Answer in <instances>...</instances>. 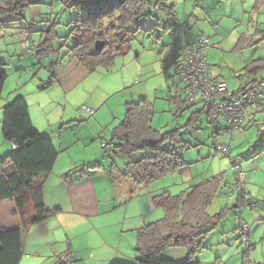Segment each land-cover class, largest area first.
Wrapping results in <instances>:
<instances>
[{
	"label": "rangeland",
	"instance_id": "1",
	"mask_svg": "<svg viewBox=\"0 0 264 264\" xmlns=\"http://www.w3.org/2000/svg\"><path fill=\"white\" fill-rule=\"evenodd\" d=\"M162 2L166 7H173L175 20L172 23L166 13L158 10L152 12L150 17L141 19L139 31L132 38L124 56L115 58L109 69L100 67L88 73L85 81L79 83L70 94L64 95L59 85L38 90L51 75L50 64L58 65V68L75 66V59L70 54L65 56L66 48L62 46L67 41L70 44L72 22L82 19L84 10L70 9L72 2L65 6L60 0H38L35 7L22 14L23 21L9 16L0 33V68L7 75L0 95V157L4 158L11 152V145L1 135V108L17 97H24L31 104L36 129L40 133H53L56 136L58 127L53 125L61 114L68 116L74 113L79 117L85 115L81 112L84 107L94 110L100 129L106 131L105 140L108 144L114 128L124 119L125 103H137L143 98L151 108L152 129L160 134L177 131L178 139L185 143L180 157L186 165L152 183L150 187L164 186L174 196L218 175L225 185H222V192L207 207L206 213L214 216L227 208L226 214L202 241V247L195 253L194 260L199 264H264V88L262 108L255 109L253 119L246 123V130L233 141L222 135L212 137L225 126L215 116L203 114L192 127H186L191 113L204 109L198 96L195 105L182 110L172 101L178 96L183 101L187 99L184 86L175 74L178 58L172 56V52L177 49L178 54L181 53L187 41H196L201 35L212 42L218 41L216 37L222 40L217 43L219 50H211L212 53L208 55L207 64L210 65L211 75L213 71L221 75L230 91H235L240 82L253 79L252 74L246 71L264 62V0ZM52 24H55L53 28L58 36L53 42L56 54L40 56L21 48L22 43L28 45L31 42H22L20 28L26 29L32 44L37 45L40 32ZM242 35L259 43L254 46L238 45L232 53L236 39ZM173 57L175 59L172 61ZM247 67L250 68L245 71ZM257 73V78H261L260 70ZM42 113L47 118L42 117ZM73 118L74 115L71 116ZM37 121L42 124L37 126ZM221 144H229L228 153L215 151L216 146ZM110 147L107 150L100 148L99 155H103L109 166L114 163L119 171L123 170L122 164L138 161L143 155L136 153L128 159L115 155ZM164 147L168 146L165 144ZM95 150L93 148L92 153ZM74 155L76 159L79 157V154ZM234 166H238L243 173L240 182L235 181ZM124 185L123 182V188ZM236 186L239 189L235 190ZM132 188L138 195L139 187ZM230 188L236 191L233 196L227 192ZM240 189L244 193L245 203L235 208V197ZM245 199L251 200L255 206L250 207L251 202ZM14 213L16 206L13 201L0 202V227H9ZM155 216L158 218L147 223L161 219L163 214L158 210L151 217ZM241 225L252 247L248 248L246 243H242L244 233L240 229ZM185 255L186 251L180 248L167 249L162 253L164 258L176 262L183 260ZM87 259L96 260L90 254H87ZM82 260L84 262L79 260L74 264H87L85 259ZM135 263L136 258L126 264Z\"/></svg>",
	"mask_w": 264,
	"mask_h": 264
},
{
	"label": "trees",
	"instance_id": "2",
	"mask_svg": "<svg viewBox=\"0 0 264 264\" xmlns=\"http://www.w3.org/2000/svg\"><path fill=\"white\" fill-rule=\"evenodd\" d=\"M162 1L165 0H64L65 6L72 2L70 9L76 11L82 9L85 14L82 19L72 22L70 44H67V41L62 46V48H66L65 56L70 54L89 73L95 72L100 67L109 69L115 58L122 57L128 52L132 38L139 31L141 19L150 17L152 12L158 10L168 15L169 22L174 21L169 17L171 13H174L173 7L164 6ZM37 3L38 0H0V23L3 24L5 18L9 16L17 17L19 21L24 20L22 14L36 6ZM54 26L55 24H52L40 32L37 45L32 44L30 35L25 33L26 29L20 33L25 36L24 41L30 40L35 54L54 55L56 52L53 42L58 37ZM249 40L246 35H242L238 39L237 46H254L259 43L257 41L255 43L250 38ZM96 42L103 44L100 52L95 51ZM177 54L176 49L172 56L178 57ZM174 57L172 61L175 59ZM55 66L53 63L50 64L51 75L47 82L39 87L40 91L48 89L56 82ZM248 68L250 67H247L245 71ZM263 69L264 62L260 66L246 71L256 78L257 72L260 70L261 78L235 91H230L226 86L227 91L232 95H240L250 87H256L259 83L264 82ZM6 79V73L0 68V95ZM184 91L187 93L186 101H183L179 96L175 100L172 98V101L179 106V110L187 109L188 106L192 107L196 103V99L189 101L185 86ZM262 95L255 104L245 109L241 133L247 128L245 119L247 110L251 107L260 108ZM198 101L202 103L201 100L198 99ZM28 110V104L22 97L13 99L1 108V135L5 142L9 143L11 147L14 146V149L11 148V152L4 158L0 157V202L13 201L16 206V214L21 218L24 217V220L16 227H0V264H19L23 255L25 232L30 226L47 221L59 211L48 210L45 207L42 193L43 183L51 175L59 152L54 148L48 134L40 133L34 128ZM263 112L264 110H262ZM203 114H206L207 117L219 118L207 108L200 109L191 113L186 127H192ZM219 119L225 126L217 130L212 137L222 135L233 141L235 137L231 139L229 136L227 123L221 118ZM80 123L79 120H73L69 122V125ZM178 136L177 131L160 134L153 130L150 105L145 100H141L125 106L124 119L114 128L111 134V143H109L111 147H109L112 148V153L115 155H122L128 159L136 153L143 154L138 161L128 162L121 176L130 178L134 186L148 188L152 183L177 172L186 165L180 157L185 143L180 141ZM165 144L168 147H164ZM225 145L228 146L229 151V144ZM215 151L217 152V146ZM233 170L235 181L240 182L242 179H237V173L240 172L239 167L235 170L234 166ZM222 185H224L223 181L218 175L174 196L170 195L167 190L154 195L153 205L162 212L163 217L136 230L135 264H199L194 260L195 253L202 247V241L207 234L219 224L226 214L227 208L214 216H209L206 213L207 207L222 192ZM237 188L239 189L238 186ZM235 190L231 191L230 188V191L227 192L233 196L236 193ZM243 195L244 193L240 189L235 197V208H239L245 203ZM245 201L251 202L248 199ZM253 204L251 202L250 207H253ZM29 206L32 208L31 213L33 214L26 217L25 214L29 212ZM240 229L244 233L242 243H246L248 248L252 247L242 225ZM172 248L185 250L186 258L180 262L164 258L162 253ZM60 263L63 262L60 260Z\"/></svg>",
	"mask_w": 264,
	"mask_h": 264
},
{
	"label": "crops",
	"instance_id": "3",
	"mask_svg": "<svg viewBox=\"0 0 264 264\" xmlns=\"http://www.w3.org/2000/svg\"><path fill=\"white\" fill-rule=\"evenodd\" d=\"M6 19L3 24L0 23V33L3 32L4 25L7 24L8 20ZM20 30L23 29L20 28ZM19 34L23 42L24 35ZM216 38L218 41L210 42L219 44L222 41L218 37ZM237 42L238 39L231 50L232 53L236 50ZM193 44H195L194 40L186 42V45ZM28 45L31 46V43ZM210 53H212L211 50L205 52L207 61ZM75 62V66L66 68L55 66L56 82L52 85H59L62 95L70 94L79 83L86 80L89 73L76 60ZM166 66L167 64L164 63V67ZM215 72L213 71L211 77L222 80L228 88L226 80ZM238 78L240 79L241 75ZM258 79L260 78L256 76L249 81L240 82L239 87L235 90ZM141 99L143 100V98ZM27 104H29L28 111L31 122L36 129L31 104L29 102ZM127 104L130 103H125V106ZM255 109L258 108L251 107L247 110L246 123L253 119ZM82 110L81 112H84L85 115L79 117L74 113L68 116L61 114L53 125V127H58V136L53 133V135L48 134L59 155L51 175L43 183V202L48 210L59 211L47 221L30 226L25 232L23 255L19 264H63L60 263L61 256L70 258L72 264L79 260L84 262L82 259H85L87 264L128 263L135 258L136 230L148 224V220L153 221L158 218L157 216L151 217L154 212L158 211L157 207L153 205L152 198L165 191L166 187H139L137 195L136 190L132 188L134 184L130 178L121 176L125 170V164H122L123 172L119 171L114 163L109 166L104 161L103 155H99L100 148L107 150L110 144L105 140L106 131L103 132L97 122V113L95 114L94 110L85 107ZM87 110L92 111V114H89ZM42 115L47 118L46 114L42 113ZM73 115L74 118L71 119ZM73 120H79L81 123L69 125V122ZM36 124L39 126L42 122L37 121ZM103 143L108 144V147H103ZM109 143H111V139ZM93 148L97 149L94 153H92ZM74 154H79V157L76 159ZM65 175L67 177H64ZM31 215L29 206L28 215L25 216L30 217ZM13 218L15 220H12ZM23 220L24 217L21 218L14 213L10 218L9 227L4 228L16 227L22 224ZM87 254L94 256L96 260H88ZM185 257L186 255L182 259L184 260Z\"/></svg>",
	"mask_w": 264,
	"mask_h": 264
},
{
	"label": "built area",
	"instance_id": "4",
	"mask_svg": "<svg viewBox=\"0 0 264 264\" xmlns=\"http://www.w3.org/2000/svg\"><path fill=\"white\" fill-rule=\"evenodd\" d=\"M169 17L171 20H175V13H171ZM23 37L25 39V36ZM21 48L29 49V53L35 54L34 47L27 46L25 43H22ZM218 48V45L212 44L208 37L199 36L193 46H185L178 54L176 73L180 83L187 88L189 101H193L198 96V99L204 104V108L209 109L213 115L227 123L229 136L233 139L242 132L245 109L255 104L260 98L264 83L261 82L256 87H250L240 95H232L228 92L225 82L211 77L205 56V52ZM87 112L92 114L90 110ZM262 114L264 116V112ZM107 145L106 143L102 144L103 147H107ZM11 148L14 149V146ZM227 151L228 146L225 144L217 146L218 153L223 154ZM237 169L238 167L235 166V170ZM242 178L243 173L240 171L237 173V179L241 180ZM243 229L245 230L244 227ZM60 260L64 264H72V260L66 256H61Z\"/></svg>",
	"mask_w": 264,
	"mask_h": 264
},
{
	"label": "water",
	"instance_id": "5",
	"mask_svg": "<svg viewBox=\"0 0 264 264\" xmlns=\"http://www.w3.org/2000/svg\"><path fill=\"white\" fill-rule=\"evenodd\" d=\"M103 44L101 42H96L94 45L95 51L100 52Z\"/></svg>",
	"mask_w": 264,
	"mask_h": 264
},
{
	"label": "bare ground",
	"instance_id": "6",
	"mask_svg": "<svg viewBox=\"0 0 264 264\" xmlns=\"http://www.w3.org/2000/svg\"><path fill=\"white\" fill-rule=\"evenodd\" d=\"M264 83V82H263Z\"/></svg>",
	"mask_w": 264,
	"mask_h": 264
}]
</instances>
